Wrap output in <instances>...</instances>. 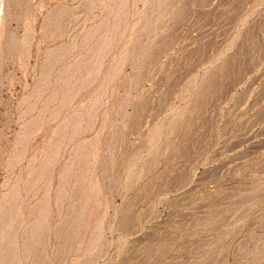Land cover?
Listing matches in <instances>:
<instances>
[{"label": "rangeland", "instance_id": "1", "mask_svg": "<svg viewBox=\"0 0 264 264\" xmlns=\"http://www.w3.org/2000/svg\"><path fill=\"white\" fill-rule=\"evenodd\" d=\"M0 264H264V0H0Z\"/></svg>", "mask_w": 264, "mask_h": 264}, {"label": "bare ground", "instance_id": "2", "mask_svg": "<svg viewBox=\"0 0 264 264\" xmlns=\"http://www.w3.org/2000/svg\"><path fill=\"white\" fill-rule=\"evenodd\" d=\"M154 7H155V6H154ZM151 10H152V9H151ZM150 18H151V16H150ZM143 28H144V27H143ZM145 29H146V28H145ZM145 29H144V30H145ZM142 30H143V29H142ZM143 32H145V31H143ZM139 34H140V33H139ZM142 34H143V33H142Z\"/></svg>", "mask_w": 264, "mask_h": 264}]
</instances>
